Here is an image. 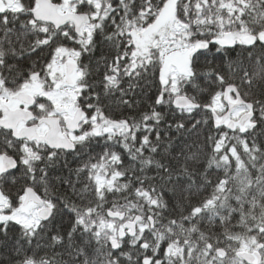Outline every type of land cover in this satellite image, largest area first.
I'll list each match as a JSON object with an SVG mask.
<instances>
[{"label": "snow or ice", "instance_id": "6c2138e0", "mask_svg": "<svg viewBox=\"0 0 264 264\" xmlns=\"http://www.w3.org/2000/svg\"><path fill=\"white\" fill-rule=\"evenodd\" d=\"M0 264H264V0H0Z\"/></svg>", "mask_w": 264, "mask_h": 264}]
</instances>
